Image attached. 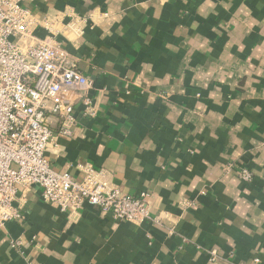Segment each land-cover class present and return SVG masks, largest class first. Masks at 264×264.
<instances>
[{"label":"crops","instance_id":"crops-1","mask_svg":"<svg viewBox=\"0 0 264 264\" xmlns=\"http://www.w3.org/2000/svg\"><path fill=\"white\" fill-rule=\"evenodd\" d=\"M23 6L93 82L95 117L72 97L77 125L49 147L53 168L78 181L91 168L152 199L149 221L118 222L21 190L24 220L0 229V264H264V0Z\"/></svg>","mask_w":264,"mask_h":264},{"label":"built area","instance_id":"built-area-1","mask_svg":"<svg viewBox=\"0 0 264 264\" xmlns=\"http://www.w3.org/2000/svg\"><path fill=\"white\" fill-rule=\"evenodd\" d=\"M24 1L0 0V229L24 220L15 203L21 190L34 187L64 213L90 205L118 222L149 221V192L129 196L91 168L78 181L56 171L47 158L56 137L73 135L74 95H81L83 116L95 117L93 82L61 43L41 35L52 33L50 21L37 18ZM48 115L58 119L57 133ZM239 177L253 180L247 169H241ZM11 245L19 248L22 243L13 240ZM210 255L213 262L219 259L216 252Z\"/></svg>","mask_w":264,"mask_h":264}]
</instances>
